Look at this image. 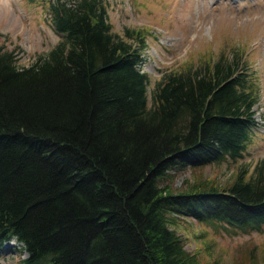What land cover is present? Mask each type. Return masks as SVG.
Instances as JSON below:
<instances>
[{"label": "trees", "instance_id": "obj_1", "mask_svg": "<svg viewBox=\"0 0 264 264\" xmlns=\"http://www.w3.org/2000/svg\"><path fill=\"white\" fill-rule=\"evenodd\" d=\"M43 1L56 43L20 65L0 42V248L16 243L15 264H228L185 249L171 214L260 230L264 157L223 183L167 178L243 155L258 98L244 51L166 68L147 93L142 28L112 31L104 0Z\"/></svg>", "mask_w": 264, "mask_h": 264}, {"label": "rangeland", "instance_id": "obj_2", "mask_svg": "<svg viewBox=\"0 0 264 264\" xmlns=\"http://www.w3.org/2000/svg\"><path fill=\"white\" fill-rule=\"evenodd\" d=\"M104 1L112 31L123 34L125 27H140L146 32L139 69L147 75V93L166 68L196 64L232 48L244 51L242 57L255 78L258 98L252 106V135L243 155L201 167H169L167 180L174 189H183L187 181L198 177L226 182L236 166L251 168L264 157V0ZM0 32V42L14 49L20 65L29 64L61 38L48 20L43 0H0ZM171 215L169 227L181 237L185 249L197 251L201 260L214 257L228 264H248L245 255L252 250L259 264H264V227L230 233L184 213ZM24 255L13 240L5 241L0 264H15Z\"/></svg>", "mask_w": 264, "mask_h": 264}]
</instances>
